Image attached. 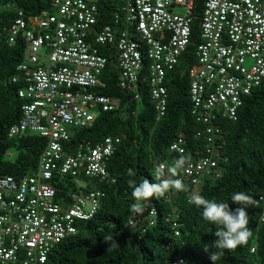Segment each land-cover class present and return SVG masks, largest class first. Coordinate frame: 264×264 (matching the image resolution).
Masks as SVG:
<instances>
[{
	"label": "built area",
	"instance_id": "obj_1",
	"mask_svg": "<svg viewBox=\"0 0 264 264\" xmlns=\"http://www.w3.org/2000/svg\"><path fill=\"white\" fill-rule=\"evenodd\" d=\"M102 1L52 0V13L25 17L20 12L7 31L11 45L21 35L27 43V61L17 71L24 82L19 97L28 101L8 138L37 134L47 147L32 174L0 177V264H46L55 246L77 234L76 223L96 214L104 192L79 190L66 201L57 197L56 177L115 182L108 165L119 137H106L96 146L84 143L73 152L66 146L75 129L92 127L98 110L112 112L122 105L121 97L97 92L109 62L102 47L115 53L122 90L135 91L144 59L150 61L157 121L166 115L167 74L191 43L194 0H128L112 24L97 30ZM175 7L183 13H175ZM122 20L127 26L120 29ZM200 37L198 63L190 71V99L192 116L204 126L196 137L204 139L206 149L179 174L195 189L207 177L220 176L226 145L220 121L237 120L244 99L264 81V0H206ZM17 81L18 76L13 78ZM181 149L185 154V139L179 136L169 155H181ZM256 201L264 223V191ZM152 211L143 215L149 226L155 222ZM179 228L174 222L176 238ZM172 264L196 263L177 255Z\"/></svg>",
	"mask_w": 264,
	"mask_h": 264
},
{
	"label": "trees",
	"instance_id": "obj_2",
	"mask_svg": "<svg viewBox=\"0 0 264 264\" xmlns=\"http://www.w3.org/2000/svg\"><path fill=\"white\" fill-rule=\"evenodd\" d=\"M128 0H103L100 5L99 24H112L115 15ZM206 0H194L192 11V36L179 65L167 74L168 105L165 117L157 121L154 101L148 82L150 61L145 58L135 91L122 90L113 49L101 48L109 58L102 75V86L97 92L122 98V105L115 111L96 112V120L90 128L75 129L71 141L66 145L74 151L79 145L92 146L106 137H119L120 144L110 158L108 171L115 179L101 181L79 178L86 186H79L76 179L56 177L52 183L57 197L67 201L72 192L100 190L105 196L96 214L88 220L76 223L78 232L52 250L46 264H172L177 255L196 264H211L209 254L216 251L212 245L217 239L214 232L219 225L203 220L202 209L188 203V195L196 192L206 199L229 203L232 211L244 208L248 217V228L252 236L248 243L231 251H225L217 264H264V223L262 210L253 205L234 204L231 195L240 191L254 200L264 191V81L244 99L237 120H222L225 149L219 164L218 178L207 177L202 187L195 189L185 181L189 192L170 190L164 197H153L146 202L144 216L154 209L153 226L144 216L131 225L133 216L130 205L133 180L136 183L147 178L156 183L154 167L161 161L169 164L180 155H169L170 145L182 136L186 153L191 162L205 155V141L196 134L204 129L191 114L190 71L198 63L197 50L201 43L200 22ZM47 11L53 12L52 0H0V177L20 178L37 170L47 140L37 134L9 139L10 128L22 117V108L28 101L19 97L24 87L17 68L27 61V43L19 36L13 45L9 43L8 29L19 13L32 17ZM127 25L122 20L120 29ZM18 76V81L13 78ZM96 90V89H95ZM138 93L140 98L135 99ZM15 150L16 156L11 152ZM136 175L130 177L128 170ZM178 216V217H177ZM177 217V218H176ZM180 225L181 236L176 238L173 223ZM255 248L256 251L252 252Z\"/></svg>",
	"mask_w": 264,
	"mask_h": 264
},
{
	"label": "clouds",
	"instance_id": "obj_3",
	"mask_svg": "<svg viewBox=\"0 0 264 264\" xmlns=\"http://www.w3.org/2000/svg\"><path fill=\"white\" fill-rule=\"evenodd\" d=\"M171 147L175 149L176 145L173 144ZM180 151L179 158L174 159L170 164L159 163L154 167V176L158 182H150L147 178H143L139 183L133 180L131 196L134 202L130 205V211L135 216L144 215L146 202L153 197H164L170 190L189 192L184 181L179 178V174L182 170L186 171L187 168L191 167L192 157L190 154H184L183 149ZM128 175L134 177L136 173L134 170L129 169ZM231 202L253 206L258 203L252 196L240 191L232 193ZM188 203L202 209L203 220L219 225V228L214 232L217 239L212 245H205L204 248L205 252L209 251V247L216 249V251L209 254L211 264H217V261L224 256L225 251L234 250L238 246L248 243L252 231L248 228L249 217L244 208L238 207L235 211H232L229 203L206 199L196 192H191L188 195ZM151 214H156L154 209Z\"/></svg>",
	"mask_w": 264,
	"mask_h": 264
},
{
	"label": "rangeland",
	"instance_id": "obj_4",
	"mask_svg": "<svg viewBox=\"0 0 264 264\" xmlns=\"http://www.w3.org/2000/svg\"><path fill=\"white\" fill-rule=\"evenodd\" d=\"M173 11L175 13H183V10L180 9V8H178V7H175ZM16 153L17 152L15 150H13L10 154H11L12 157H15L16 156ZM77 183H78L79 186H82V187H85L86 186V182L84 180L79 179L77 181ZM89 208H90V205H89V207L87 209H89Z\"/></svg>",
	"mask_w": 264,
	"mask_h": 264
},
{
	"label": "water",
	"instance_id": "obj_5",
	"mask_svg": "<svg viewBox=\"0 0 264 264\" xmlns=\"http://www.w3.org/2000/svg\"><path fill=\"white\" fill-rule=\"evenodd\" d=\"M152 199H153V198H151V199H150V201H149L148 205H150V204H151V202H152ZM136 219H137V216H135V215H134V216H133V220H136Z\"/></svg>",
	"mask_w": 264,
	"mask_h": 264
}]
</instances>
